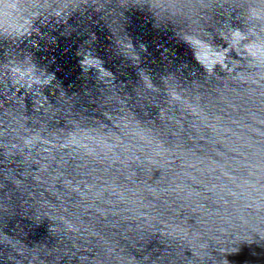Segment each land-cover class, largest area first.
I'll list each match as a JSON object with an SVG mask.
<instances>
[{"label":"water","instance_id":"95a60500","mask_svg":"<svg viewBox=\"0 0 264 264\" xmlns=\"http://www.w3.org/2000/svg\"><path fill=\"white\" fill-rule=\"evenodd\" d=\"M143 3L21 0L0 34V264H264V81L182 38L222 45L264 0Z\"/></svg>","mask_w":264,"mask_h":264},{"label":"clouds","instance_id":"9594fccd","mask_svg":"<svg viewBox=\"0 0 264 264\" xmlns=\"http://www.w3.org/2000/svg\"><path fill=\"white\" fill-rule=\"evenodd\" d=\"M145 5L150 8L156 17L158 15L165 17V19H161L160 21L171 20L167 16L170 10L176 7V5L168 3V0H159V3L156 5L152 3V0H145V3L137 6L143 7ZM20 11L21 0H0V34L8 37H21L27 34H18L13 26L19 22L17 14ZM247 19L253 27H250L247 31L237 27H230L227 32L222 31L218 36L223 41L222 45L209 42L214 39L210 35L208 37H205L203 34L193 36V34L189 33L187 34V38L182 36L183 40L193 48L197 62L209 77L217 76L216 70L219 68L220 72L225 73L226 77L239 79L244 83L264 81V39L261 38L264 33L255 27L256 24L264 23V6L250 7L248 9ZM202 31L208 32L206 28L202 29ZM245 41L248 42L245 43ZM241 53L246 54L248 58L247 71H238L233 66L236 60L244 58ZM92 61H98L100 68L97 69ZM81 63L85 69L96 68L99 72L103 71L111 76L110 72L102 68L101 62L97 58L93 56L90 58V54L85 55ZM31 66L34 69L30 77L32 83L42 87L50 84L54 79V76L50 74L45 75L41 73L40 75H36L35 66ZM48 77H51V80ZM29 87H31V83ZM256 239L264 240V236L257 237L254 240ZM188 243L191 245V240ZM189 249L192 252L193 258L198 257L202 251L200 247L190 246ZM218 261H225V259H220L215 256L214 264Z\"/></svg>","mask_w":264,"mask_h":264}]
</instances>
